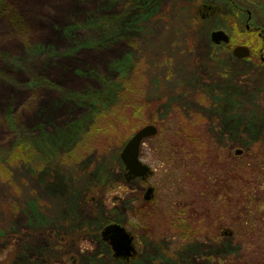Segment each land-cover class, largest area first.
Masks as SVG:
<instances>
[{"label": "rangeland", "instance_id": "rangeland-1", "mask_svg": "<svg viewBox=\"0 0 264 264\" xmlns=\"http://www.w3.org/2000/svg\"><path fill=\"white\" fill-rule=\"evenodd\" d=\"M246 27L264 40V0H0V264H264V53L232 55ZM111 112L127 124L104 137ZM151 122L152 175L126 182L120 152Z\"/></svg>", "mask_w": 264, "mask_h": 264}, {"label": "water", "instance_id": "water-1", "mask_svg": "<svg viewBox=\"0 0 264 264\" xmlns=\"http://www.w3.org/2000/svg\"><path fill=\"white\" fill-rule=\"evenodd\" d=\"M211 40L216 45L229 43V37L222 31L213 32ZM232 55L238 59H244L249 56V49L237 46L233 49ZM156 134L157 129L154 126H145L138 130L124 145L120 153V159L124 165L125 177L128 181L136 178L144 180L151 174L149 167L139 160V149L144 139L153 137ZM152 192L153 190L149 188L145 193L144 200H150ZM102 237L109 242L115 258L128 259L134 254L133 238L123 227L118 225L107 226L102 232Z\"/></svg>", "mask_w": 264, "mask_h": 264}, {"label": "trees", "instance_id": "trees-1", "mask_svg": "<svg viewBox=\"0 0 264 264\" xmlns=\"http://www.w3.org/2000/svg\"><path fill=\"white\" fill-rule=\"evenodd\" d=\"M212 12H213V8L210 7V6L200 5V7L198 8V13L201 14V15H205L207 13L209 15ZM246 29L247 28L243 29V34H244L245 37L241 34V32H239V31L236 32V34H238L239 36H243V37H241L242 45H244L246 47H249V49L253 50V52L259 50L263 54L264 53V40H262L259 31L258 30H254V29H250V30L249 29L246 30ZM229 45H230V43H229ZM229 45L226 46L228 49L230 48ZM104 85H105V87L107 89V90H105V93H106V95H105L106 97L105 98L109 101L110 100V94L111 93L115 94V91L113 90L114 87H115V84L105 81ZM125 91H127V88H125L124 92L121 93L118 96L121 102L123 100H125V95H126ZM76 98H79L80 102L86 103V101L84 100V98L82 96L77 95ZM120 110H122V109H120ZM114 112H111L109 115L103 116V118L105 119V125H104L105 126V130L104 131L106 132V135L104 137H111L112 135L113 136L118 135V132L120 130H122L124 128V126L127 124L126 119L122 116L121 113H119L118 115H115ZM108 116H110V118H107ZM150 125H153V123L151 122ZM95 131H98V130H95ZM159 132L156 134V137L160 136ZM72 135H73V131L70 130V132L62 135V138L63 139H65V138L66 139H70V138L73 137ZM197 144H199V143H197ZM151 200H152V198L149 201H151ZM149 201H147V202H149ZM189 230L190 229L188 228L185 231H189Z\"/></svg>", "mask_w": 264, "mask_h": 264}, {"label": "flooded vegetation", "instance_id": "flooded-vegetation-1", "mask_svg": "<svg viewBox=\"0 0 264 264\" xmlns=\"http://www.w3.org/2000/svg\"><path fill=\"white\" fill-rule=\"evenodd\" d=\"M247 28V30H248V27H246ZM250 54H251V50H250ZM249 57H250V55H249ZM262 59H264V58H262ZM126 180V182H130V181H132V180H129V181H127V179H125ZM135 180V179H134ZM141 182H143V181H141ZM131 183V182H130ZM140 191L142 192V194H143V197L145 196V192H146V190H141L140 189ZM224 234H229V235H231V236H233V232L231 231L230 233H227L226 231L225 232H223ZM111 251H112V249H111ZM112 253H113V251H112ZM113 256H114V253H113ZM137 257V252L136 251H134V254H132V256L131 257H129L128 259H122V258H120V259H116V260H118V261H123V262H127V261H132V260H134L135 258ZM115 258V257H114ZM217 264V263H216Z\"/></svg>", "mask_w": 264, "mask_h": 264}]
</instances>
